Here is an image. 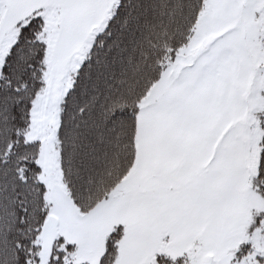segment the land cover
Returning a JSON list of instances; mask_svg holds the SVG:
<instances>
[{"label":"snow or ice","instance_id":"obj_1","mask_svg":"<svg viewBox=\"0 0 264 264\" xmlns=\"http://www.w3.org/2000/svg\"><path fill=\"white\" fill-rule=\"evenodd\" d=\"M0 264H264V0H0Z\"/></svg>","mask_w":264,"mask_h":264}]
</instances>
